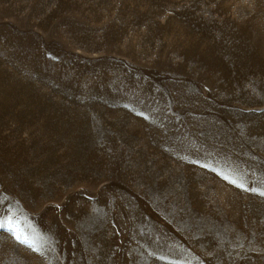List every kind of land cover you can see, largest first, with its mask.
I'll use <instances>...</instances> for the list:
<instances>
[{
    "label": "rangeland",
    "instance_id": "obj_1",
    "mask_svg": "<svg viewBox=\"0 0 264 264\" xmlns=\"http://www.w3.org/2000/svg\"><path fill=\"white\" fill-rule=\"evenodd\" d=\"M0 264H264V0H0Z\"/></svg>",
    "mask_w": 264,
    "mask_h": 264
}]
</instances>
